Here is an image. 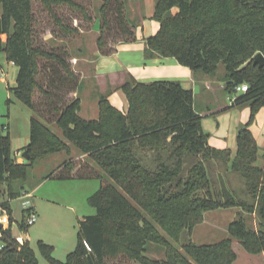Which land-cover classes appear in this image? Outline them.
<instances>
[{
	"label": "trees",
	"instance_id": "16d2710c",
	"mask_svg": "<svg viewBox=\"0 0 264 264\" xmlns=\"http://www.w3.org/2000/svg\"><path fill=\"white\" fill-rule=\"evenodd\" d=\"M31 2L0 0V52L18 69L10 89L32 112L29 142L22 148L28 154L25 161L11 156L9 134L0 132V182L7 195L0 212L8 217V226L0 230V264H38L26 235L30 224L19 223L20 239L11 234L10 200L20 196L36 162L61 152L71 156L41 179L91 178L97 166L119 189L100 182L89 197L95 213L80 220L77 246L65 261L51 255L52 246L39 242L51 264H107L120 258L136 264H232L237 256L230 237L204 244L184 239L206 211L220 207L257 213V228L239 216L229 223L228 233L247 252H264V163L256 164L259 156L264 159V151L249 129H238L234 156L209 145L193 91L177 80L138 82L130 77L118 87L127 99L126 111L108 101V90L98 96L97 118L81 117L77 93L83 78L74 70L67 46L55 43L57 36L72 37L79 29L54 6L67 3L83 19L94 18L98 55H108L113 52L108 39L114 44L135 39L125 0H102L93 18L76 0H41L53 17L51 39L45 41ZM150 18L159 27L145 38L148 55L173 57L193 73L208 76L222 63L226 91L232 94L235 85L247 84L229 107L249 105L253 118L264 105V66L253 64L257 52L264 55V0H156ZM73 93L77 95L70 96ZM73 148L81 158L72 155ZM187 156L195 160L185 171ZM209 161L240 174L249 200L236 197L227 185L213 192ZM181 240L185 242L178 248ZM151 248L163 249V258L148 255Z\"/></svg>",
	"mask_w": 264,
	"mask_h": 264
},
{
	"label": "rangeland",
	"instance_id": "374dc122",
	"mask_svg": "<svg viewBox=\"0 0 264 264\" xmlns=\"http://www.w3.org/2000/svg\"><path fill=\"white\" fill-rule=\"evenodd\" d=\"M84 8L90 17H94L98 6L102 0H76ZM156 0H131L125 2V15L128 20L133 23H139L142 15L148 16L155 7ZM32 10L34 12L35 23L38 28L42 29L43 41L51 39L50 31L52 24V16L45 9L41 0H32ZM55 12H58L61 18L66 19L70 25L78 27L79 33L72 37L61 38L56 37L55 43L67 46L71 51L72 66L84 73L83 85L88 88L85 96H80L82 104H80L79 115L86 118H95L97 114L96 104L93 101V96L97 95L95 88L97 87V79L91 77L90 68L98 55L96 46V37L91 30L92 22L83 19L80 12L73 11L67 3H62L54 6ZM73 17V18H72ZM93 21V20H92ZM141 25L143 28H141ZM158 27V22L151 18H146L137 26V34L135 42L140 43L143 36L150 35L151 27ZM158 29V28H157ZM155 29L154 32L155 33ZM152 33V34H153ZM112 39H108V47L114 50L115 44ZM130 44V43H129ZM0 68L4 70V78L0 77V132L8 133L10 137L11 156L17 162L25 161L22 158V147L29 142V120L32 112L26 108L13 94L10 87L16 84L17 66L12 62L7 61L6 53L0 52ZM225 68L222 63L219 64L217 71L211 75L213 82H218L225 78ZM90 76V77H89ZM188 88L187 84H182ZM225 86V84H224ZM80 90V91H81ZM80 92H78L79 95ZM193 105L199 113H201V128L209 133V140L226 142L227 147L222 149L229 150L231 154L236 152V135L240 127L246 126L254 136L259 151H264V105L261 106L251 118V107L249 105H239L230 107L220 111L224 106L230 105L231 94L223 87L213 85L211 90H203L195 88ZM75 94H70L74 96ZM99 96V94H98ZM94 106V107H93ZM49 127L60 137H63L61 131L54 125ZM225 137V139H224ZM258 139V141H257ZM215 147V146H214ZM220 149L218 147H215ZM74 157L81 158L76 149H72ZM71 155L65 152L57 153L47 159L36 162L30 169L29 177L24 182L20 196L10 200L11 209V234L13 237H20L21 231L19 223L23 220L27 221L28 213L22 210L31 205L34 207L36 221L29 225L26 235L29 246L34 250L38 264H51L45 256L39 242H43L52 246L51 255L60 261H65L69 252L73 251L78 243V231L80 220L87 215L95 213L94 207L89 202V197L97 191L100 182L105 181L113 184L118 189L115 182L100 168L95 166L96 174L91 178L85 179H47L42 181L34 189L33 175L38 176L39 173H47L54 168L55 163L61 164ZM84 158V157H83ZM146 160L150 161L149 158ZM195 158L187 156L184 159V168H188ZM79 162V160H77ZM264 159L259 156L256 164L262 166ZM208 171L210 176V186L213 192H218L224 185H227L230 190L240 199H247L245 182L240 174L227 170L224 164L217 161L208 162ZM186 173V172H185ZM185 173H183L185 175ZM24 191L30 192L27 196ZM7 199L5 184L0 182V202ZM1 216V212H0ZM243 216L247 226L257 228L259 217L257 213L249 214L240 207L217 208L204 213L203 220L197 224L191 234H184V239L192 240L196 244L214 243L226 237H230L233 250L236 253V259L232 264H264V252L252 254L244 250L239 241L231 237L228 233V225L231 221ZM4 217V216H3ZM4 220V219H3ZM6 228L8 219L4 221ZM181 240L177 246L181 248V244L185 242ZM148 255L154 258H163V249L151 248ZM107 264H136L134 261L120 259L109 260Z\"/></svg>",
	"mask_w": 264,
	"mask_h": 264
},
{
	"label": "crops",
	"instance_id": "0c3cea01",
	"mask_svg": "<svg viewBox=\"0 0 264 264\" xmlns=\"http://www.w3.org/2000/svg\"><path fill=\"white\" fill-rule=\"evenodd\" d=\"M126 1H131V0H125V2ZM153 12L154 10L148 16L142 15L139 23L132 22L135 25V29H134L135 37L137 34V26H139V24H141L142 21L145 20L146 18H150ZM94 20L95 19L93 18V21H92L93 25L91 24V26L93 27H91V30L89 32H92L95 35H98L99 34L98 25L97 23L94 22ZM158 27H159V24H158ZM158 27L157 26L153 28L151 27L152 29L151 32L153 33L154 29L157 31ZM141 28H143L142 25H141ZM152 33L150 35H152ZM147 36L149 35L143 36L140 39V43H137V44L132 43V42H135L134 41L135 39L132 41L116 43L112 53L108 55H97V58L93 60V64L90 68L92 74L90 76L97 79L96 80L97 87L95 88V90L97 91V95L93 96L94 97L93 101L96 104L95 108L97 109V114L95 115L96 116L95 118H97L98 116V94L104 93L108 90H110V93L107 96L108 101L120 111H126L127 105H128L127 99L125 95L123 94L122 90L118 87L125 81L129 80L130 77H133L134 80L138 82H152V81H158V80H177L181 84H187L188 88L193 91V96L197 94L195 93V88L196 89L202 88L203 90H211L213 88V85L224 88V84L226 82L225 78L223 80H220L214 83L210 76L204 75L199 72L193 73L189 67L179 64L173 57H161L157 54L148 55L147 51L145 50L146 48L145 38ZM75 71L79 72L82 78L88 77V76H84V73L79 69H76ZM83 89L84 90L80 91L79 97L85 96L86 95L85 92H87V97L89 93L90 95L92 94L91 92L88 93V88L86 86ZM73 94H75L74 96H76L78 93L77 94L73 93ZM80 101L82 104L81 98H80ZM228 108H230L229 105L224 106L219 110L223 111ZM195 110L197 111L196 108ZM263 112H264V109L262 110L261 113ZM199 114L200 116L202 115L201 113ZM208 143L209 145L213 147L214 146L218 147L220 149L227 147L225 140L224 142L222 140L211 141L208 138ZM21 156H22V153H21ZM231 156H234V155L231 154ZM57 166H58V163L57 164L55 163L54 168H56ZM44 174L46 173L41 172L39 173L38 176H34V175L32 176L33 182H31V185L33 189L44 180L54 179L50 177L41 179V177ZM39 179H41V181H39ZM72 179H85V178H72ZM26 193L30 194V192H26ZM32 209L34 211L33 206H32ZM7 219L8 217L6 214L0 216V220L3 221L4 226H5L4 221ZM16 238L20 239L21 237L17 236Z\"/></svg>",
	"mask_w": 264,
	"mask_h": 264
},
{
	"label": "built area",
	"instance_id": "2783aa9c",
	"mask_svg": "<svg viewBox=\"0 0 264 264\" xmlns=\"http://www.w3.org/2000/svg\"><path fill=\"white\" fill-rule=\"evenodd\" d=\"M5 76V72L3 69L0 68V77L1 78H4ZM247 90V84L246 83H241V84H238V85H235L234 88H233V93L231 94V97H230V103L233 102L235 96L237 94H240V93H243ZM27 196H29L30 194L24 192ZM24 209H29L28 211V219H27V223L28 224H32L36 221V215L32 209V206L31 205H28L27 207H25ZM3 245L0 243V250L2 249Z\"/></svg>",
	"mask_w": 264,
	"mask_h": 264
},
{
	"label": "water",
	"instance_id": "95a60500",
	"mask_svg": "<svg viewBox=\"0 0 264 264\" xmlns=\"http://www.w3.org/2000/svg\"><path fill=\"white\" fill-rule=\"evenodd\" d=\"M253 64H257L259 67L264 66V55L261 52H257L254 56H253ZM22 157L24 159L28 158V154L26 150L22 151ZM4 228V223L3 221L0 220V230ZM14 248L17 249V245H14Z\"/></svg>",
	"mask_w": 264,
	"mask_h": 264
}]
</instances>
